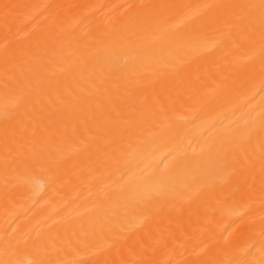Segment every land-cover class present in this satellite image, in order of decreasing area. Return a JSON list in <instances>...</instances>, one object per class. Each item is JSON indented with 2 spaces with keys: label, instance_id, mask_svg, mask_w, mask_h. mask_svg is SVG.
Returning a JSON list of instances; mask_svg holds the SVG:
<instances>
[{
  "label": "bare ground",
  "instance_id": "6f19581e",
  "mask_svg": "<svg viewBox=\"0 0 264 264\" xmlns=\"http://www.w3.org/2000/svg\"><path fill=\"white\" fill-rule=\"evenodd\" d=\"M0 264H264V0H0Z\"/></svg>",
  "mask_w": 264,
  "mask_h": 264
}]
</instances>
